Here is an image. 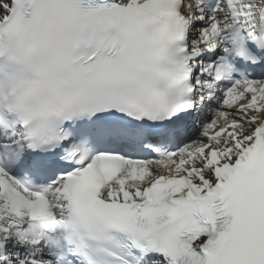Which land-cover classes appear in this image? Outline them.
Listing matches in <instances>:
<instances>
[{
	"label": "snow or ice",
	"instance_id": "snow-or-ice-1",
	"mask_svg": "<svg viewBox=\"0 0 264 264\" xmlns=\"http://www.w3.org/2000/svg\"><path fill=\"white\" fill-rule=\"evenodd\" d=\"M0 264H264V0H0Z\"/></svg>",
	"mask_w": 264,
	"mask_h": 264
}]
</instances>
